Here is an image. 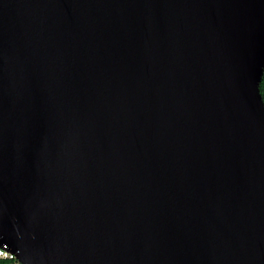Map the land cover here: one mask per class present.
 <instances>
[{
  "label": "water",
  "instance_id": "95a60500",
  "mask_svg": "<svg viewBox=\"0 0 264 264\" xmlns=\"http://www.w3.org/2000/svg\"><path fill=\"white\" fill-rule=\"evenodd\" d=\"M264 0H0V246L21 264H264Z\"/></svg>",
  "mask_w": 264,
  "mask_h": 264
},
{
  "label": "built area",
  "instance_id": "2783aa9c",
  "mask_svg": "<svg viewBox=\"0 0 264 264\" xmlns=\"http://www.w3.org/2000/svg\"><path fill=\"white\" fill-rule=\"evenodd\" d=\"M0 264H21L17 254L7 245L0 246Z\"/></svg>",
  "mask_w": 264,
  "mask_h": 264
},
{
  "label": "trees",
  "instance_id": "16d2710c",
  "mask_svg": "<svg viewBox=\"0 0 264 264\" xmlns=\"http://www.w3.org/2000/svg\"><path fill=\"white\" fill-rule=\"evenodd\" d=\"M260 91H261L263 99H264V75H263L262 82L260 84Z\"/></svg>",
  "mask_w": 264,
  "mask_h": 264
}]
</instances>
